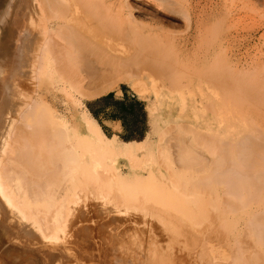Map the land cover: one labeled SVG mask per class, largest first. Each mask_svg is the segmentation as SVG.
Instances as JSON below:
<instances>
[{
  "label": "bare ground",
  "instance_id": "obj_1",
  "mask_svg": "<svg viewBox=\"0 0 264 264\" xmlns=\"http://www.w3.org/2000/svg\"><path fill=\"white\" fill-rule=\"evenodd\" d=\"M228 8L223 0H0V106L19 109L29 75L36 89L10 123L0 158V237L9 236L3 200L47 239L70 224L76 193L92 187L141 212L143 223L155 218L174 240L200 234L214 264H264V65L248 72L228 61L225 30L240 12ZM133 77L141 89L143 78L152 81L157 142L109 140L78 111L76 96L93 99ZM157 79L178 92V109ZM53 92L73 106L71 120L43 99ZM250 102L262 108L244 106ZM30 253L1 243L0 264L34 259Z\"/></svg>",
  "mask_w": 264,
  "mask_h": 264
},
{
  "label": "rangeland",
  "instance_id": "obj_2",
  "mask_svg": "<svg viewBox=\"0 0 264 264\" xmlns=\"http://www.w3.org/2000/svg\"><path fill=\"white\" fill-rule=\"evenodd\" d=\"M223 1L224 3H226L227 8L229 7L228 11L232 9L234 11V9L237 8H239L240 11L237 17L235 16L237 12H235L233 14V16H235L234 18H228V29L226 28L227 30H225L224 28L225 33L228 32V59H229L228 61L231 63V65H233V67H236L237 61L243 63L242 68L246 67L247 69L246 68L244 69H246V71L248 72L254 71L256 67H259L260 70L259 69L258 70L259 72H261L263 70L262 67L264 65V3H263L264 0H258V1L252 0V3L250 4L241 3L242 5L244 4L243 6L239 4L238 0H223ZM253 3H255L256 5L255 4L253 5ZM239 5H241L242 7L240 8ZM2 8L3 7H1V11ZM224 10H226V8L222 5L220 11H224ZM227 13L228 12H226V14ZM244 63L245 64L248 63V64L245 65ZM249 64L250 66H248ZM255 72H257V70H255ZM32 76L33 75H29L28 78H24L22 80V84L19 88L20 106L19 109L16 110V112L15 110L14 111L10 110L11 108L10 104L12 103L10 104L8 103L9 104V106L7 105L8 107H6V105L3 104H1L0 106L1 109L0 110V153L3 152L0 154V158L2 160L4 159L6 154V151H3L4 150L3 146L5 145V143L7 144V142H9L8 136H10L9 133L12 125L10 123L11 122L13 123L14 120H17L19 116L23 114V112L27 108L26 107L27 102L29 103L32 95L33 96L35 95V91H36L35 83H34L35 81H33ZM136 78L135 77L132 78L133 82L131 78L125 80L126 82L122 81L113 90L108 91L105 94L93 99L76 96V98H78L81 101V105H82V107L81 106L79 107L80 109L78 108V111L79 112L86 111L99 126L104 136L109 140L115 139L118 142L129 143V142H141L144 141V139L146 140L148 137H150L153 140H155V142H157V136L155 135V128L153 125L154 118H152L150 113V107L155 106L157 102V95L155 91L152 90V81L150 79L143 78V81H141L143 88L141 89L135 85V80H137ZM156 84L160 85V88L162 89L163 93H165V95L167 96L166 97L167 101H170L172 105H174V108L178 109L179 108L178 92L173 94L170 93V91L166 89L167 82H165V80L160 83V81L157 79ZM110 93H114L115 96L114 101L120 100L121 98H123L124 95H126L128 98L135 97L136 101L143 105V111L145 114L144 120L137 119L138 122L132 123L128 121L127 123L126 121H122L120 119H116V120L102 119L103 120L102 122L96 119L91 111V109H93L94 107V103L98 99ZM42 97L48 103L53 113L55 112L57 114H61L62 117H64V119L66 118L65 119L66 121L71 120L73 116V112L75 110L71 104L66 102V99L62 94L53 92L52 94L47 95V97L46 96H42ZM11 101L12 100H10V102ZM253 104L251 105L250 102L248 103V105L245 104L244 106H246L247 108L248 107L254 108L257 106V105L253 106ZM259 106L260 105H258L257 107ZM260 107L262 108V106ZM110 109H108L107 111H109ZM134 126L135 128H138L142 131V135H141L142 137L140 136V139L135 137H128L129 134L128 129ZM7 127H9L10 129ZM125 138H135V139L126 140ZM142 155L143 153H139L138 157L141 158ZM117 167L121 175L124 176L129 175L130 170L127 166L125 159L119 158ZM143 174L145 176H148L149 171H146ZM156 176L157 175L154 174V177ZM94 189L95 188L91 187L89 188L88 191L81 190L76 193L75 200L71 204V208L68 216V221H70V224L66 225V227H64L65 229L62 228L63 230L62 229L59 230L61 233L58 231L59 237L57 233L55 234L57 237L55 235H50L48 236L47 239L42 237L40 234L37 235L33 230L32 222L26 221L27 222L26 223L24 220L22 221L21 218H18L20 216H18V214L16 213V209L12 208L13 206H10L8 203L5 202V200H3V205L9 208L8 213L7 214L5 213L6 214L5 220L7 221L6 228L8 230L7 233L9 234V236L7 234L8 237H6L5 240L2 237H0V242L2 241L1 243L3 244L4 248L8 249V251H11L19 247L21 250H27V251L29 250L30 252L32 251V253H36V254H32V253L30 254L34 255V259L37 258L39 264L41 263L47 264V262L45 261H48V258L54 256V254L56 255L57 258H59V264H162V263L163 264H214L208 252V248L206 247L202 248L201 241L203 238L200 234L190 237V235L188 234L189 232H187L188 230H186V233L182 234L181 238L179 237V239H175L176 240L175 242L174 240L175 237L172 238V234L166 232L163 226H161L162 224L158 222L155 218L153 219L146 218V220L147 219L149 220V223L148 222L147 224L143 223L144 220H142L143 218L141 219L142 217L141 212L139 211L137 212V210L133 208H128L129 210L128 211L126 210V208L123 209L122 207H118V205L115 204V200L113 196H110L111 195L110 193L107 192L108 193L107 195L111 197L108 198L107 195H105L106 193H104L102 190L100 191L95 189L94 191ZM89 192L92 195L94 193L95 194L92 196L90 195ZM102 192L104 193L105 196L103 195ZM81 195L82 197H80ZM95 195L97 196V198L95 197ZM91 206L93 209L91 208ZM120 211L121 212L123 211L122 214ZM111 212L113 214H111ZM116 212L119 213L120 215L116 214ZM82 219L84 221H82ZM73 220L76 221L73 222ZM6 221L4 223H6ZM84 222L89 224L91 223L90 224L91 227L88 226V224H85ZM80 223L84 225L83 229H81L82 225ZM73 227H75V229ZM94 227L96 228V230H94L95 229ZM90 228L91 229L94 228L93 229L94 231L91 230ZM26 233L28 236L26 235ZM62 233L65 234V236ZM29 235L32 238H30ZM36 238L37 240H35ZM55 238L57 240H55ZM8 239L9 241H7ZM27 239L30 242H28ZM11 241L12 242L14 241L16 243L18 241L19 242L17 243L18 245H16V243H11ZM178 241H180V243ZM26 242L28 245L26 244ZM210 242L211 244H216L219 241L211 240ZM30 243L31 245H29ZM56 245L58 246L55 247ZM60 250L61 252L58 253V251ZM34 259L22 261L20 262V264H30V263L34 264Z\"/></svg>",
  "mask_w": 264,
  "mask_h": 264
},
{
  "label": "trees",
  "instance_id": "obj_3",
  "mask_svg": "<svg viewBox=\"0 0 264 264\" xmlns=\"http://www.w3.org/2000/svg\"><path fill=\"white\" fill-rule=\"evenodd\" d=\"M114 93H110L94 103L93 109H91L92 114L99 121L105 120H116L120 119L122 121L138 122L137 119L144 120L145 114L143 111V105L136 101L135 97L128 98L126 95L120 100L114 101ZM111 108V109H110ZM110 109L109 111H107ZM128 137H135L140 139L142 131L138 128L131 127L128 129ZM127 131V132H128ZM142 137V136H141ZM135 138H125L126 140Z\"/></svg>",
  "mask_w": 264,
  "mask_h": 264
}]
</instances>
